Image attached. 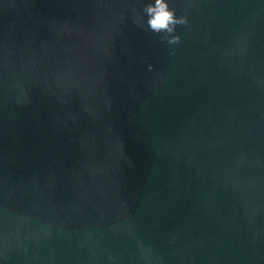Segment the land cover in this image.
<instances>
[{
    "label": "water",
    "instance_id": "95a60500",
    "mask_svg": "<svg viewBox=\"0 0 264 264\" xmlns=\"http://www.w3.org/2000/svg\"><path fill=\"white\" fill-rule=\"evenodd\" d=\"M167 2L0 0V264H264V0Z\"/></svg>",
    "mask_w": 264,
    "mask_h": 264
},
{
    "label": "clouds",
    "instance_id": "9594fccd",
    "mask_svg": "<svg viewBox=\"0 0 264 264\" xmlns=\"http://www.w3.org/2000/svg\"><path fill=\"white\" fill-rule=\"evenodd\" d=\"M143 12L148 17L146 23L150 31L157 34H167L161 37V42H167L168 44L180 42V36L173 35V33L177 25H187V19L183 16L177 18L175 8H171L167 0H154V3H147L143 8ZM135 23L142 26L139 16ZM151 67L150 65L149 70H151Z\"/></svg>",
    "mask_w": 264,
    "mask_h": 264
}]
</instances>
